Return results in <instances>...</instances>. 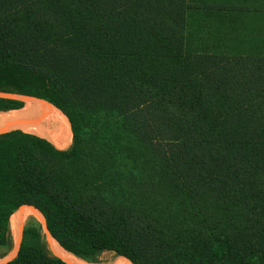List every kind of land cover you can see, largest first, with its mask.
I'll return each mask as SVG.
<instances>
[{
    "label": "trees",
    "instance_id": "1",
    "mask_svg": "<svg viewBox=\"0 0 264 264\" xmlns=\"http://www.w3.org/2000/svg\"><path fill=\"white\" fill-rule=\"evenodd\" d=\"M261 1L0 0V113L35 98L71 135L0 129V247L32 213L76 262L264 264V41L185 40ZM8 260L68 264L34 220Z\"/></svg>",
    "mask_w": 264,
    "mask_h": 264
},
{
    "label": "rangeland",
    "instance_id": "2",
    "mask_svg": "<svg viewBox=\"0 0 264 264\" xmlns=\"http://www.w3.org/2000/svg\"><path fill=\"white\" fill-rule=\"evenodd\" d=\"M212 1L215 3H222L225 0H212ZM251 2H252L251 6H259V3L257 1H251ZM243 3H247V2H243ZM190 27L191 28L188 29L190 34H187L185 39L186 46L190 50L193 49L197 52H225V53L241 52L243 49L250 48L247 44L251 39H253V41L257 40V42L264 41L263 38L264 16L262 14H259L257 11H255L254 13L252 12L248 13V15L243 17L241 22H232L231 19H227L220 16L209 20L196 17V19L193 20V24ZM201 27L202 29L200 30ZM5 97L21 101L22 102L21 107L25 104L26 101V99H24L26 98L25 96L18 97V96L6 95ZM12 111L14 110H10V112ZM8 113L9 112H6L4 114H8ZM39 123H42L47 129L51 131V134L48 135L51 138H49L48 136L46 137H48L47 140H49L56 148L66 149L70 145L71 135L68 128H67V135H69L70 137L65 140V138H63V127L61 123L53 116H38L35 118L32 124H26V125L18 124L15 126L26 127L32 130L34 129L38 130ZM8 130H12V129H7L5 131ZM30 221H33L31 217L26 218L23 221L22 228L27 222ZM12 250H13L12 247L10 250H6L5 248L0 247V261H9L8 260L9 257L6 258V256H8ZM117 258L120 257H116L109 253H102L99 256H97L92 262L80 260V259L77 262L75 260L73 261L76 262L77 264H112Z\"/></svg>",
    "mask_w": 264,
    "mask_h": 264
},
{
    "label": "bare ground",
    "instance_id": "3",
    "mask_svg": "<svg viewBox=\"0 0 264 264\" xmlns=\"http://www.w3.org/2000/svg\"><path fill=\"white\" fill-rule=\"evenodd\" d=\"M12 96H17V95H12ZM24 99H26L25 104L20 109L14 110L12 112L7 111L9 112L8 114H4L6 112L0 113V129L11 128L12 126H15L18 124L19 125L32 124L35 118L38 116H53L61 123L63 127V138H65L66 140L67 138L70 137L69 135H67V125L65 123L64 116L58 109H56L55 107L45 102L39 101L35 98L26 97ZM35 131L38 133H41L44 136H48L51 134V131L47 129L42 123L38 124V130H35ZM48 137L51 138L50 136ZM28 217H31L34 220L35 224L40 228L44 242H46L48 245L53 247L56 250V252L63 258V260L66 261L68 264H77L76 262L73 261V259H71L66 254V252L49 235L46 228L37 221V219L32 213L23 215L17 221L13 231L11 232L12 248L14 247L18 239L19 232L21 231L23 221ZM11 252L9 253L8 256H6V258L10 256ZM112 264H125V263L119 259H115V261Z\"/></svg>",
    "mask_w": 264,
    "mask_h": 264
},
{
    "label": "water",
    "instance_id": "4",
    "mask_svg": "<svg viewBox=\"0 0 264 264\" xmlns=\"http://www.w3.org/2000/svg\"><path fill=\"white\" fill-rule=\"evenodd\" d=\"M48 232V231H47ZM50 235V234H49ZM66 252V251H65ZM132 264V263H131Z\"/></svg>",
    "mask_w": 264,
    "mask_h": 264
}]
</instances>
